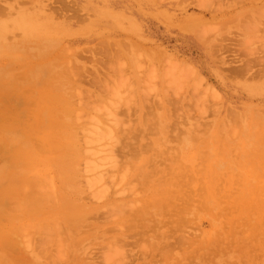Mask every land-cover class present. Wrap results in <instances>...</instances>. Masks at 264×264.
Masks as SVG:
<instances>
[{
  "label": "rangeland",
  "instance_id": "1",
  "mask_svg": "<svg viewBox=\"0 0 264 264\" xmlns=\"http://www.w3.org/2000/svg\"><path fill=\"white\" fill-rule=\"evenodd\" d=\"M199 1L205 2L201 8ZM203 1L24 0L12 11V18L2 13L0 264H52L57 253L55 258L65 257L61 262L65 259L66 264H115L117 259L120 264H264V0ZM0 2L5 4V0ZM41 2L49 4L53 12L67 4L68 17L58 13L49 16L52 12H45ZM203 32L206 41L198 38L205 35ZM20 43L30 46L25 48ZM53 43L54 48L50 47ZM106 43L110 51L118 43L123 46L118 62L128 69L105 55L106 66H110L103 65L101 74L111 76L105 79L106 86L98 88L91 83L96 78L95 69L100 72L96 61L106 54L100 50ZM55 46L61 51H53ZM34 47L44 48V54L40 56L41 50L37 51L35 58ZM60 47L68 59L57 56L63 52ZM73 53L85 63V68L77 65L83 73L84 90L94 94L90 99L91 94L84 91L89 98L72 99L74 113L69 117L80 118L73 120L75 134L62 130L65 113H53L56 116L52 117L45 112L66 104L58 98L67 95L69 88L66 82L62 88L64 79L57 72L62 73L61 67ZM93 55L98 58L94 60ZM11 66L15 69L12 72ZM33 66L42 70L37 74L40 68L34 72ZM19 67L27 71L20 69V73ZM50 67L52 75L58 76L52 84L43 76ZM21 75L26 78L24 83ZM19 81L24 85L18 87ZM19 102H26V107L32 102L35 108L28 106L25 111L34 113L23 111L25 106L20 108ZM8 108L12 111L5 112ZM16 113L27 119L23 128ZM2 114L9 116V122H4L14 128L4 126ZM57 118L61 121L60 125L55 123L54 130L52 119ZM37 119L43 123L37 124ZM36 124L40 126L37 131L33 130ZM46 134L56 145L63 137L59 141L62 148L64 143L71 144L73 152L68 154L67 147L50 149L52 143L49 148L43 140ZM73 134L78 137L76 141ZM8 135L12 139H6ZM27 136L36 139L33 147L27 145L32 151L36 148L33 157L25 156L31 151L22 147ZM8 140L20 143L18 148ZM19 147L26 148L25 153ZM19 154L24 155L22 162L20 156L15 159ZM24 158L30 166L23 164ZM21 164L24 166L18 169ZM9 166L17 167L18 172ZM62 169L71 172L65 175ZM13 181L19 183L17 189L12 183L11 191L7 186ZM40 191L51 196L46 206L35 203ZM30 202L34 204L27 210ZM113 206L119 208L113 211ZM65 213L77 218L68 220L78 222L67 227ZM56 229L62 231V237ZM49 233H57L59 243L64 242L57 245L55 237L47 248L41 246V242L49 241L45 237H50ZM43 236L45 240H41ZM119 252L125 255L118 257Z\"/></svg>",
  "mask_w": 264,
  "mask_h": 264
},
{
  "label": "bare ground",
  "instance_id": "2",
  "mask_svg": "<svg viewBox=\"0 0 264 264\" xmlns=\"http://www.w3.org/2000/svg\"><path fill=\"white\" fill-rule=\"evenodd\" d=\"M1 1L3 2L4 0H1ZM28 1L31 3L33 0H28ZM34 1H35V0H34ZM46 1H49V0H46ZM202 1H203V0H202ZM249 1H250V0H249ZM254 1H255V0H254ZM6 2H7V1L5 0V4H4V2H3V4L0 5V16L2 15V13H5L6 16H10V15L13 13L12 11H14L15 7H16V6H19L21 3H23L24 0H15L13 3H10V2L8 3V2H7V4H6ZM203 2H204V1H203ZM203 2H201V4H203ZM234 2H235V1H234ZM0 3H1V2H0ZM41 3H42V9L44 8V11H45V12H46L47 10H50V11L52 12V13H51V12L49 11V13H51L49 16L54 17V15H56V14L58 13V15L61 14V15H63L64 17H65V16L68 17V13L66 12V11H68V5H67V4H63L61 7H59V11L53 12V11L51 10L52 8H50V5H49V4L46 5V4H43V2H41ZM204 3H205V2H204ZM201 4H200V1H199L198 6L200 5V8L202 7ZM208 4L211 6L212 3H211V4L208 3ZM203 6H204V4H203ZM206 6H207V4H206ZM19 7H20V6H19ZM38 7H41V6H38ZM33 8H34V7H33ZM200 8H199V9H200ZM19 9H21V8H19ZM29 9H30V8H29ZM31 9H32V8H31ZM39 9H41V8H39ZM206 9H208V8H204V10H206ZM210 9H211V11H212V8H211V7H210ZM57 10H58V9H57ZM32 11H33V10H32ZM34 11H35V10H34ZM209 11H210V10H209ZM20 12H22V11H20ZM47 12H48V11H47ZM207 12H208V11H207ZM54 13H56V14H54ZM211 13H213V12H211ZM41 14L45 16V13H44V12L41 13ZM61 15H60V17H61ZM257 16H259V15H257ZM10 17H11V16H10ZM69 17H70V15H69ZM253 17L255 18L256 16L253 15ZM11 18H12V17H11ZM62 18H63V17H62ZM254 18H253V19H254ZM249 23H250V22H249ZM254 24H255V23H254ZM205 26H206V25H205ZM205 26H202L203 30H205V29H204ZM255 26H256V24H255ZM258 27H259V26H256L255 29L257 30ZM199 28H201V27H199ZM202 28H201V30H202ZM258 29H259V28H258ZM28 31H30V30H28ZM31 31H32V30H31ZM186 31H187V30H186ZM197 31H198V29H197ZM257 31H258V30H257ZM192 33H193V32H192ZM203 33H204V32H203ZM206 33H207V32H206ZM193 34H194V33H193ZM204 34H205V33H204ZM198 38H199L200 40H202V41H206V34H205V35H198ZM46 42H47V41H46ZM52 42H54V41H52ZM22 43H23V42H22ZM22 43H20V45H22V46H24V47L29 45V43H28V45H23ZM44 43H45V42H44ZM55 43H57V42H55ZM30 44H31V43H30ZM36 44H37V43H36ZM36 44H35V45H36ZM40 44H42V43H40ZM40 44H39V45H40ZM47 44H50V43L48 42ZM47 44H46V45H47ZM20 45H18V46H20ZM31 45H32V44H31ZM39 45H38V46L36 45V46H37V47H40L41 45H40V46H39ZM43 45H44V44H43ZM43 45H42V46H43ZM46 45H45V46H46ZM53 45H55V44L53 43L52 45H50V47H53ZM58 45H59V42H58ZM29 46H30V45H29ZM45 46H44V47H45ZM56 46H57V45H56ZM56 46H55V48H56ZM24 47H22V48H24ZM50 47H49V48H50ZM25 48H26V47H25ZM27 48H28V47H27ZM29 48H31V47H29ZM29 48H28V49H29ZM34 48H35V47H34ZM47 48H48V47H47ZM53 48H54V47H53ZM57 48H58V47H57ZM57 48L54 49L53 51H55V50L57 51ZM60 48H61V47H60ZM110 48H111V47H110V44H108V43H106V45H102V47H101V49H100V50L102 51L101 53H102V54L106 53V54H104V56H99V58H100L99 60L97 59L98 57H95V55H93V59H94V60L97 59L96 62H98L97 64H98V67L100 68V72L98 71L99 69L96 70V69L94 68V69H95V72H96L97 74H95L96 76H94V77H96V78H94L95 80H94V81L91 80L92 83H93V84L91 83L92 86H93V85H94V86H98V88H102V87L106 86L108 81L106 82L105 79L107 78L106 80H108L109 77L111 76L110 73H109V74L106 73L107 71L105 70V68H104V70H105L104 72H105L108 76H105V74H104V75L101 74L102 69H103V67H104L103 65H105L106 68H108V67L110 66V65H109V66H106L107 63H106L105 60H104V59L106 58L105 55H107V57H110L111 62H112V61H117V65H118V66L120 65V67H122L123 69L128 67V65H124V67H123V65H122L121 63L118 62V60L120 61V58L123 57V54H122V53H121V54L119 53V52H121V51H120V48H123V46H122L120 43H118V44L116 45V49H115V50L112 49L113 51H110V50H111ZM136 48H137V47H136ZM136 48H135V49H136ZM15 49H16V48H15ZM17 49H18V48H17ZM19 49H20V47H19ZM43 49H44V48H43ZM43 49L41 50V48H40V50H41V52H40V56H41L42 51L45 52ZM45 49H46V48H45ZM58 49H59V48H58ZM61 49H62V48H61ZM25 50H26V49H25ZM25 50H23V52H25ZM33 50H34V49H33ZM40 50H37V49L35 48V50H34V51H35V52H34V57H35V58H36L35 55H37L36 52L38 51V53H39ZM51 50H52V48H51ZM51 50H50V52H53V51H51ZM59 50H60V49H59ZM62 50H63V49H62ZM143 50H144V49H143ZM17 51H18V50H17ZM27 51H28V50H26V52H25L26 54H27ZM60 51H61V50H60ZM65 51H66V50H63V52H60L61 54H57V56L59 55V57H61V59H62V58H65V60L68 59L70 56L66 58L65 54H64V55L62 54V53H64ZM134 51H137V49L134 50ZM157 51H158V50H157ZM21 52H22V50H21ZM31 52H32V51H31ZM103 52H104V53H103ZM122 52L125 53L126 51H122ZM129 52H130V51H129ZM129 52H128V53H129ZM138 52H141V50L138 51ZM142 52H143V51H142ZM158 52H159V51H158ZM58 53H59V52H58ZM101 53H100V55H102ZM150 53H151V52H150ZM154 53H156V52H154ZM23 54H24V53H23ZM28 54H29V53H28ZM42 54H44V53H42ZM48 54H49V52H48ZM125 54H127V53H125ZM161 54L163 55L162 52H161ZM29 56H30V55H29ZM31 56H32V55H31ZM75 56H76V54L74 55V53H73V54H72V58H70V60H68V61L66 62V64L63 65V66L61 67L62 73H61L60 71L57 72V75L60 73L62 79H64V83L61 84V86L64 85L65 82H66V85H67L68 88H69V91H68V94H67V95H65V94L63 93V94L65 95V96H64L65 98L62 97V96L60 97L61 99L58 98L59 101L61 100V101L63 102V100H64L66 104L63 105V107L60 108V109H59V108H54V109L50 108L48 111H47V110L45 111L46 114L48 113L49 115H52L53 113H55V114L57 113V114H59V115L65 113V116H64L65 118L62 117V120H63V121H62V124H63V125H61V126H64V127H63L64 129H62V130H66V131H70V132L73 131L74 134L77 133V132L75 131V129H74V130L72 129V125H74L73 120L75 121V120L80 119V118L75 119V117H74V118L72 119V117H69L70 114L74 113V104H72V99H73V98H76V97H78L77 99H81V98H83V97L80 98V96H85V97L87 98L88 95H90V94L92 93V90H88V89L84 90L85 88H83V86H82V81L84 80L83 77H82V76H83V73H82V70L80 69V67L77 66V65H82V64H83V65H84V68H85V63H83V61H82V63H81V60L79 61L78 58H76ZM127 56H128V55H126V57H127ZM154 56H157V55H154ZM160 56H161V55H160ZM34 57H32V58H34ZM44 57H45V56H44ZM104 57H105V58H104ZM151 57H152V55H151ZM162 57H163V56H162ZM55 58H56V56H55ZM128 58H130V54H129V57H128ZM134 58H135V57H134ZM160 58H161V57H160ZM26 59H28V58H26ZM26 59H24V60H26ZM38 59H39V58H38ZM56 59H58V58H56ZM71 59H73L74 62H73V60L71 61ZM131 59H132V57L130 58V60H131ZM34 60H35V59H34ZM59 60H60V59H59ZM59 60H58V61H59ZM62 60H63V59H62ZM6 61H7V60H6ZM44 61H45V60H44ZM60 61H61V60H60ZM125 61H126V60H125ZM52 62H53V65L57 66L56 64H54V62L56 63V60H55V61L52 60ZM19 63H20V62H19ZM58 63H59V62H58ZM125 63H126V62H125ZM6 64H7V63H6ZM20 64H21V63H20ZM25 64H26V63H25ZM25 64H24V65H25ZM46 64H47V63H46ZM93 64H94V63H93ZM97 64H95V66H96ZM115 64H116V63H115ZM10 65H12V64H8L7 66L9 67ZM34 65H36V64H34ZM48 65H49V63H48ZM48 65H47V66H48ZM50 65H51V64H50ZM53 65H51V66H53ZM117 65H116V66H117ZM20 66H21V65H20ZM36 66H37V65H36ZM40 66H41V65H40ZM40 66H39V67H34V66H33L34 68H32V70L34 69V72H35L36 69L40 68V69H38V71L36 72V73L38 74V73H39V70H42V67H40ZM43 66H44V65H43ZM58 66H59V68H60V64H58ZM58 66H57V67H58ZM114 66H115V65H114ZM125 66H126V67H125ZM0 67H1V65H0ZM3 67H4V66H3ZM8 67H6V68H8ZM13 67L15 68V65H14ZM13 67H12V66L10 67V69L12 68V69H11V72H12V70L14 69ZM16 67H18V66L16 65ZM31 67H32V66H31ZM26 68H27V66H26ZM96 68H97V67H96ZM110 68H111V67H110ZM110 68H109V69H110ZM10 69L8 68V70H10ZM15 69H16V68H15ZM15 69H14V70H15ZM17 69H18V71H19V70L22 69V68L19 67V68H17ZM44 69H46V68H44ZM52 69H53L52 67L48 68V73H45L47 77H46L45 75H43L45 78L49 79V80L45 79V82H51L50 84H52L53 80H54V82H56L55 79L58 78L57 75H52V73H53V71H51ZM127 69H128V68H127ZM5 70H6V69H5ZM5 70H4V71H5ZM8 70H7V71H8ZM14 70H13V71H14ZM22 70H23V71H27V70H24V69H22ZM30 70H31V69L28 68V71H30ZM46 70H47V69H46ZM56 70H57V69H56ZM112 70H113V69H112ZM121 70H122V69H121ZM121 70H119L118 72L122 73ZM0 71H1V70H0ZM43 71H44V70H43ZM54 71H55V69H54ZM9 72H10V71H8V73H9ZM21 72H22V71L20 70V73H21ZM31 72H32V71H31ZM34 72H33V73H34ZM46 72H47V71H46ZM55 72H56V71H55ZM110 72H112L111 69H110ZM113 72H114V70H113ZM113 72H112V73H113ZM0 73H2V72H0ZM29 73H30V72H29ZM36 73H35V74H36ZM42 73H43V72H42ZM99 73H100V74H99ZM28 75H29V74H28ZM109 75H110V76H109ZM18 76H19V75H18ZM18 76H17V77L15 76L16 78H15V77H14V78L17 79ZM21 76H23V75H21ZM21 76H20V77H21ZM25 76H27V75L25 74ZM25 76H23V79H24ZM29 76H31V75H29ZM41 76H42V75H41ZM41 76H40V74H39V78H40ZM43 76H42L41 78H44ZM51 76H55V78L53 79V78H51ZM56 76H57V78H56ZM104 76H105V78H102V77H104ZM20 77H19V79H17V80H20ZM61 77H60V78H61ZM3 78H5V77H3ZM21 78H22V77H21ZM27 78H28V81L26 80V82L28 83V82H30V79H29L30 77H27ZM41 78H40V79H41ZM60 78H59V79H60ZM15 79H14V82L17 83V81H16ZM25 79H26V78H25ZM25 79H24L23 83L25 82ZM62 79H60L59 81H60V82L63 81ZM46 80H47V81H46ZM57 80H58V79H57ZM197 80H198V79H197ZM199 80H200V79H199ZM11 81H12V80H11ZM11 81H10V82H11ZM40 81H43V80L41 79ZM59 81H57V82H59ZM91 81H90V82H91ZM104 81H105V82H104ZM14 82H13V83L11 82L10 84H14ZM33 82H34V81H33ZM45 82H44V83H45ZM0 83H1V82H0ZM23 83H22V84H23ZM42 83H43V82H42ZM44 83H43V84H44ZM61 83H62V82H61ZM67 83H68V84H67ZM19 84H21L20 81H19V83H18V87L22 85V84H21V85H19ZM28 84H30V83H28ZM31 84H32V81H31ZM45 84H47V83H45ZM45 84H44V86H45ZM48 84H49V83H48ZM55 84H56V83H55ZM5 85L7 86V85H9V84H5ZM23 85H24V84H23ZM26 85H27V84H26ZM26 85H25V86H26ZM41 85H42V84H41ZM59 85H60V84H59ZM66 85H64V86H66ZM9 86L11 87V85H9ZM9 86H8V87H9ZM15 86H16V85H14V87H15ZM29 86H30V85H29ZM47 86H48V85H47ZM47 86H46V87H47ZM14 87H13V88H14ZM16 87H17V86H16ZM36 87H37V86H34V88H36ZM49 87H50V86H49ZM6 88H7V87H6ZM11 88H12V87H11ZM13 88H12V89H13ZM56 88L58 89V87H56ZM62 88H63V86H62ZM96 88H97V87H96ZM9 89H10V88H9ZM59 89H60V88H59ZM19 90H21V89L19 88L17 93H19ZM51 90H52V89H51ZM51 90H49V91H51ZM101 90H102V89H100V91H101ZM12 91H13V90H11V89L9 90V92H12ZM16 91H17V90H16ZM84 91H86L88 95H85V94H84V93H85ZM94 91H95V90H94ZM96 91H97V90H96ZM24 92H26V91H24ZM26 93H27V92H26ZM26 93H25V94H26ZM45 93H46V92H45ZM97 93H98V91H97ZM101 93H102V92H101ZM9 94H10V93H9ZM21 94H22V92H21ZM21 94H20V95H21ZM98 94H99V93H98ZM98 94H97V96H98ZM7 95H8V94H7ZM13 95L15 96V94H13ZM20 95H16V97H18V99H19V98H20ZM23 95H24V94H23ZM47 95H48V93H47ZM54 95H55V94H54ZM93 95H94V94H93ZM93 95H92V94L90 95V99H91V96L93 97ZM99 95H100V94H99ZM14 96H13V97H14ZM45 96H46V95H45ZM8 97H10V99H11L12 94H10V96L8 95ZM21 97H22V95H21ZM48 97H49V95H48ZM98 97H101V95L98 96ZM88 98H89V97H88ZM10 99H9V100H10ZM12 99H13V98H12ZM15 99H16V98H15ZM26 99H27V98H26ZM54 99H55V97H53V101H54L53 103L55 104V100H54ZM7 100H8V99H7ZM23 100H25V99H23V97H22V101H23ZM51 100H52V99H51ZM58 100H56V101H58ZM17 101H18V100H17ZM28 101H29V100L27 99V102H28ZM31 101H32V100H31ZM59 101H58V102H59ZM8 102H9V101H8ZM12 102H13V101H12ZM23 102H24V101H23ZM23 102H22V103H23ZM58 102H56V103H58ZM62 102H61V103H62ZM19 103L21 104V105L19 104L20 108H21L22 106H23V107L25 106V108H24L23 111H25V109L29 106V105H28V106L26 107V104H27L26 102H25V105H24V103H23V105H22L21 102H19ZM39 103H40V102H39ZM50 103H51V102H50ZM13 104H14V103H13ZM16 104H17V103H16ZM28 104H30V103H28ZM31 104H32V102H31ZM31 104H30V106H32V108H35V107L33 106V104H32V105H31ZM37 104H38V103H37ZM42 104H43V102H42ZM42 104L40 103V104H38V105H42ZM46 104H47V103H46ZM46 104H44L43 106H45ZM83 104H84V103H82V105H83ZM10 105H11V104H10ZM48 105H49V104H48ZM48 105H47V106H48ZM52 105H53V104H52ZM52 105H51V106H52ZM79 105H81V104H79ZM30 106L28 107L29 109L31 108ZM7 107H9V106H7ZM12 107H14V109L17 108V107H15V106H13V105L11 106V108H12ZM23 107H22V108H23ZM45 107H46V106H45ZM81 107H82V106H81ZM11 108H8V110L5 111V112H11V111H12ZM20 108L18 107V109H20ZM28 108H27V109H28ZM32 108H31V109H32ZM37 108H39V107H36V110H34V111H36V113H37V111H38ZM9 109H11V111H10ZM29 109H28V110H29ZM16 110H17V109H16ZM16 110H15V112H16ZM23 111L20 112L21 115H22ZM32 111H33V110H32ZM17 112H18V111H17ZM25 112H29V111L26 110ZM41 112H42V110H41ZM41 112H40V113H41ZM12 113H14V112H12ZM20 113H19V114H20ZM30 113H34V112H29V114H30ZM42 113H44V112H42ZM42 113H41V115H40L41 117H42V115H44V114H42ZM16 114H18V113H16ZM19 114H18V115H19ZM26 114H28V113H26ZM26 114L24 113V115H25L26 117H28L29 114H28V115H26ZM48 114H47V115H48ZM0 115H1V114H0ZM2 115L5 116L6 114H2ZM14 115H15V114H14ZM21 115H19L20 118H19L18 120H19V124H20V119H21V124H20V125H21L22 128H23V125H22V124H24V123L26 122L27 119L25 120V118H24V116H23V118H24V119H23V120H24V123H23V120H22V118H21ZM31 115H32V114H31ZM37 115H38V114H37ZM37 115H36V116H37ZM47 115H46V116H47ZM63 115H64V114H63ZM4 116H3V118H4ZM12 116H13V114H12ZM40 116H39V117H40ZM54 116H56V115H54ZM54 116L52 115V117H54ZM57 116H58V115H57ZM10 117H11V116H10ZM13 117H14V116H13ZM15 117H16V116H15ZM1 118H2V116H1ZM3 118H2V119H3ZM6 118H9V116H5V120H3V122L6 121V122L8 123L9 121H8V119L6 120ZM28 118H29V117H28ZM32 118H33V117H32ZM32 118H30V119H32ZM46 118L48 119V118H50V117H46ZM55 118H56V117H55ZM58 118H59V116H58ZM58 118H57V119H58ZM63 118H64V119H63ZM70 118H71L72 120H71ZM10 119H11V118H10ZM10 119H9V120H10ZM50 119H51V118H50ZM57 119H52V122H54V124H55V123L58 124V122H60L61 120H60V119L57 120ZM0 120H1V119H0ZM34 120H35V119H34ZM31 121H32V120H31ZM39 121H41V120L39 119ZM39 121H38V119H37L35 122H37V124H39V123H40ZM48 121H49V120H48ZM79 121H80V120H79ZM6 122H4V123H6ZM11 122L14 123V120H12ZM32 122H33V121H32ZM41 122H42V121H41ZM52 122H51V123H52ZM4 123H3V124H4ZM7 123H6V124H7ZM16 123H17L16 125H18V122H16ZM42 123H43V122H42ZM44 123H46V122L44 121ZM1 124H2V123H0V125H1ZM6 124H5L4 126L8 127L7 129H9V127L14 128V127H12L10 124H7V125H6ZM25 124H26V123H25ZM25 124H24V125H25ZM37 124H36L35 129H33V130H35V131H37V130L40 129V126H39V125L37 126ZM48 124H49V123H47L46 125H48ZM52 124H53V123H52ZM56 124H55V127L52 126V127H54V130H56V129H55L56 126H57ZM9 125H10V126H9ZM58 125H60V124H58ZM76 125H78V124H76ZM1 126H2V125H1ZM49 126H50V125H49ZM49 126H47V127H49ZM61 126H60V127H61ZM6 127H5V130H6ZM33 127H34V126H33ZM47 127H45V128H47ZM60 127H58V128H60ZM75 127H77V126H75ZM16 128H17V126H16ZM18 128H19V127H18ZM18 128H17V129H18ZM22 128H20V129H22ZM25 128H27V129H28V128H31V125H30V127H29V126H26ZM25 128H24V129H25ZM65 128H66V129H65ZM1 129H3V128H1ZM49 129H50V127H49ZM49 129H48V130H49ZM18 130H19V129H18ZM25 130H26V129H25ZM25 130H22V131L24 132ZM29 130H30V129H29ZM29 130H26V131L28 132ZM48 130H47V132H48ZM54 130H53V131H54ZM76 130H77V129H76ZM6 131H7V130H6ZM13 131H14V130H13ZM13 131L11 130V133H12ZM27 132H25L24 134L26 135ZM51 132H52V131H51ZM11 133H9V134L12 135L13 133H12V134H11ZM14 133H15V131H14ZM21 133H22V132H21ZM29 133H30V131H29ZM34 133H36V132H34ZM55 134H56V133H55ZM74 134H73V135H74ZM31 135H32V134L30 133V136H31ZM6 136H7V135H6ZM6 136H5V137H6ZM15 136H17V138H18V135H15ZM30 136L24 137L25 145L23 146V144H22V147H26V148L28 149L27 145H30V147H31L32 142H36V141H35L36 139H35L34 141H32V138L30 139ZM35 136H37V135H35ZM53 136H54V135H53ZM55 136H56V135H55ZM55 136H54V137H55ZM11 137H14V134H13V136H11ZM32 137L34 138V135H33ZM9 138H10V137H9V135H8V137H6V139H9ZM51 138H53V137L51 136L50 139H49V136L46 134V135H45V138L43 139V140H45L46 145H50V144L52 143V146H53V147L50 148V147H51V145H50V146H49L50 149L53 150V148H54V149H55V148L57 149L58 147H60V148L63 149V150H64L66 147L68 148V150L70 149L69 146H71V144H70V145L67 144V145H68V146H67L64 142H63V143H64V146H63V148H62V143H60L59 141L62 140L63 137H62V139H60L61 137H60V138H56V139H60V140H58V141L56 140V141L58 142V143H57L58 146H57L56 144H53V142H50V141H51ZM74 138H76V139H74V141H76L78 137H75V135H74ZM6 139H5V140H6ZM10 139H12V138H10ZM19 140H21L20 137H19ZM19 140H18V142L22 143V140H21V141H19ZM43 140H42L41 142H43ZM78 140H79V139H78ZM8 141H10V140H8ZM5 142H6V141H5ZM12 142H13V140L10 141V143H12ZM16 142H17V141H15V143H16ZM49 142H50V144H49ZM66 142H67V141H66ZM13 143H14V142H13ZM15 143H14V145H15ZM20 143H18V144H20ZM67 143H68V142H67ZM18 144L16 143V146H17ZM8 145H9V143H8ZM11 145H12V144H11ZM11 145H10V146H11ZM33 145H34V143H33ZM33 145H32V147H33ZM35 145H36V144H35ZM42 145H43V147L46 146V145L44 146V144H42ZM18 146H19V145H18ZM18 146H17V148H18ZM39 146H40V145H39ZM8 147H9V146H8ZM11 147H13V146H11ZM11 147L8 148V150L11 149ZM19 148H20V147H19ZM26 148H25V149H26ZM34 148H35V147H34ZM41 148H42V147H41ZM45 148L48 149L47 146H46ZM67 148H66V149H67ZM13 149H14V147H13ZM13 149L11 150V152L13 151ZM25 149H24V150H25ZM46 149H45V150H46ZM71 149H73V148H71ZM71 149L69 150V152H67L68 154H70V151H72ZM19 150L21 151V150H23V149L20 148ZM24 150H23V151H24ZM28 150H30L31 152H28V151H27L28 153L25 154V156L29 155L30 157H33L34 152H36V148L33 149V151H32V148H31V149H28ZM17 151H18V150H17ZM23 151H22L21 153H23ZM25 151H26V150H25ZM25 151H24V153H25ZM43 151H44V150H43ZM50 151H51V150H50ZM59 151L62 152L60 149H59ZM65 151H67V150H65ZM9 152H10V150H9ZM13 152L16 153V150L14 149ZM57 152H58V150H57ZM63 152H64V151H63ZM72 152H73V151H72ZM18 153H20V152H18ZM55 153H56V151H55ZM78 153H79V152H78ZM78 153H76V154H78ZM79 154H80V153H79ZM22 155H23V154H22ZM59 155H62V154H59ZM63 155H64V154H63ZM8 156H9V155H8ZM10 156L12 157V155H10ZM19 156L21 157V162H22V158H23L24 155L21 156V155L19 154L18 157H16L15 159H18V158L20 159ZM64 156H65V155H64ZM70 156H71V155H70ZM70 156H69V157H70ZM14 157H15V156H13L12 158H14ZM57 157H58V156H57ZM61 157H62V156H59V159H60ZM69 157L67 158V160L69 159ZM28 158H29V157H28ZM28 158H27V161H28ZM65 158H66V157H65ZM57 159H58V158H57ZM57 159H56V160H57ZM59 159H58V160H59ZM71 159H73V158H71ZM71 159L68 161V163L71 161ZM30 160H31V159H30ZM18 161H20V160H18ZM18 161H17V162H18ZM23 161H24L23 164L27 166V163H25V161H26L25 158H24ZM62 161H63V164L65 163V164L67 165V162H65V160H61L60 162H62ZM14 164L17 165L18 163L16 164V162H15ZM19 164H20V162H19ZM23 164L18 165V169H19V166H22ZM57 164H58V162H57ZM57 164H56V165H57ZM69 164H71V163H69ZM69 164H68V165H69ZM9 165L12 166L13 164H12V163H9ZM24 165H23V166H24ZM56 165H55V166H56ZM71 165H72V164H71ZM71 165H69V166L71 167ZM11 166H9V167H10L9 169H12ZM13 166H14V165H13ZM13 166H12V167H13ZM26 166H25V167H26ZM28 166H30V165H28ZM28 166H27V167H28ZM53 166H54V165H53ZM59 166H60V165H59ZM59 166H58V167H59ZM62 167H63V166H62ZM0 168H1V167H0ZM16 168H17V167H16ZM16 168H15V169H16ZM56 168H57V167H56ZM71 168H72V167H71ZM13 169H14V168H13ZM13 169H12V170H13ZM15 169H14V170H15ZM60 169H61V168H60ZM66 169H67V168H66ZM12 170H11V171H12ZM14 170H13V172H14ZM1 171L3 172V170H1ZM11 171H10V172H11ZM15 171L18 172L17 170H15ZM19 171H20V170H19ZM58 171H59V170H57V172H58ZM10 172H9L8 174L11 176V173H12V172H11V173H10ZM16 172H15V173H16ZM59 172H61V170H60ZM62 172H64L63 169H62ZM68 172H71V171L68 170ZM68 172H67V173H68ZM0 173H1V172H0ZM67 173L64 172L65 175H66ZM13 174H14V173H13ZM16 174H17V173H16ZM68 174H69V173H68ZM0 175H1V174H0ZM14 175H15V174H14ZM65 175H64V176H65ZM23 176H24V175H23ZM61 176H63V175L61 174ZM67 176H68V175H67ZM73 176H74V175H73ZM14 177H16V176H14ZM21 177H22V176H21ZM27 178H28V177H27ZM27 178H26V180H27ZM60 178H62V177H60ZM75 178H78L77 175H76ZM11 179H12V180H15V178H14V179L11 178ZM17 179H18V178H17ZM67 179H71V177H70V178H66V181H68ZM12 180H11V181H12ZM21 180H22V179H21ZM21 180H20V182L23 181V180H22V181H21ZM79 180H80V176H79ZM31 181H32V180H31ZM8 182H9V181H8ZM15 182H16V181H15ZM15 182H14V181L11 182V184H9V186H7V189H10V190L13 189V188H9V187L12 185V183H14V185H15L14 187H16V189H17V186H16V185H17L19 182H17V184H15ZM32 182H33V183H37V182H39V181H37V182L32 181ZM9 183H10V182H9ZM20 184H21V183H20ZM31 184H32V183H31ZM39 184H40V183H39ZM22 185L24 186L23 183H22ZM27 186H28V185H27ZM7 189H6L5 191H8ZM42 189H43V188H42ZM13 190H14V189H13ZM13 190H11V191H13ZM50 190H51V189H50ZM11 191H9V192H11ZM48 191H49V190H48ZM48 191H46V192L43 193V194H41L42 192L40 191V196L38 197V200H37V202H35V203H36V204H41L42 206H46L47 204H49V202L51 201V196H49V195L46 194ZM14 192H17V191H14ZM76 193H77V192H76ZM79 193L81 194V192H79ZM79 193H78L77 195L82 199V197H81L82 194L80 195ZM49 194H50V193H49ZM101 194H103V192H101ZM68 195H69V194H68ZM65 196H66V195H65ZM72 196H73V195H72ZM72 196H68V197H67L68 200L72 201V200L74 199ZM74 196H76V194H75ZM78 196H77V198H78ZM69 197H72L73 199H71V198L69 199ZM67 198H66V200H67ZM62 199H64V198H62ZM79 200H80V199H79ZM79 200H78V201H79ZM73 201H75V199H74ZM60 202H61V200H60ZM62 202H63V201H62ZM62 202H61V203H62ZM75 202H76V201H75ZM123 202H124V201H123ZM123 202L120 203V204H121V209H122ZM26 203H27V202H26ZM72 203H73V202H72ZM33 204H34L33 202H30V203H29V207H27V210H29L30 207L33 206ZM120 204H119V205H120ZM113 205H114V204H113ZM116 205H117V204H116ZM24 206H25V205H24ZM24 206H23V207H24ZM24 208H25V207H24ZM31 208H32V207H31ZM106 208H107V207H106ZM108 208H109V207H108ZM110 208L114 211L117 207H114V206H113V207H110ZM118 208H119V207H118ZM118 208H117V209H118ZM119 212H120V211L118 210V213H119ZM115 214H116V213H115ZM62 216H63V215H62ZM69 216H71V217H69ZM65 217L67 218L66 220H68L69 218H72V219L75 221V219H74L75 216L72 217V215H69V214H68V216H66V213H65ZM65 217H64V216L62 217V220H63V221L65 220ZM75 218H76V217H75ZM76 219H77V218H76ZM73 220H72V221H71V220L65 221V222H66L65 225H66L67 227H68V226L70 227V226H73V225H72L73 223L75 224V223L78 222V221H77V222H73ZM84 220H85V219L82 220V223L84 222ZM69 222L71 223V225L69 224ZM85 223H86V221H85ZM78 225H79V224H78ZM68 229H69V228H68ZM43 230H44V229H43ZM46 230H47V229H46ZM47 231H49V230H47ZM53 231H54V230H53ZM57 231H58V229H56V232H57ZM44 232H45V231H44ZM44 232H43V233H44ZM49 232H50V231H49ZM54 232H55V231H54ZM60 232H62V231L59 230V231L57 232L58 235L60 234ZM51 233H52V232H51ZM51 233H49V234H50V235H49L50 237L47 236L48 234L45 236L46 239H49V241H48V240H45V238H44V236H43V238H42L41 240L44 239L46 242H44V241L41 242V241H40V242H41L40 244H42L41 246H45V248H47V247L49 246V244H50V243L52 244L53 240H55V237H56V240H55V241H57V242H55L56 244H57V243L60 244V243L62 242V241H61V242L59 243V239H57V238H60V237L56 236L57 233H56L55 235H53L54 233H53V234H51ZM68 233H69V232H68ZM51 235L54 236V237L52 236L53 239L51 238ZM60 236H61V234H60ZM61 237H62V236H61ZM50 238H51V239H50ZM60 239H61V238H60ZM33 240H34V239H33ZM33 240H31V241H33ZM50 241H51V242H50ZM48 242H50V243L48 244ZM63 242H64V241H63ZM63 242H62V243H63ZM30 243H31V242H30ZM32 243H33V242H32ZM35 243H36V242H35ZM46 243H47V244H46ZM55 243H54V244H55ZM40 244H39V245H40ZM58 244H57V245H58ZM30 245H31V244H30ZM46 245H47V247H46ZM59 247H60V246H59ZM42 249H43V248H42ZM58 251H60V250H58ZM63 253H64V252H63ZM63 253H62V254H63ZM119 253H120V252H119ZM119 253L117 254V256H118V257H119V256L123 257V253H124V252H121L122 255H121V253H120V255H119ZM46 254H48V253H46ZM46 254H45V255H46ZM60 254H61V252H60ZM62 254H61V255H62ZM124 255H125V253H124ZM47 256H48V255H47ZM55 256H58V253L55 254ZM55 256L52 257V258H54L53 261H52V259H51L52 264H53V262H56L57 260H58L59 264H66V263H63V262L66 261L65 259H63L64 261L61 262V261H62V258H61V257H63V256H60V255H59V257H60L59 259H60V260L58 259V257L55 258ZM80 257H81V258H80ZM82 257H83V255L79 256L80 261H82V260H81ZM63 258H65V257H63ZM103 259H105V258H103ZM47 260H48V259H47ZM83 260H84V259H83ZM118 261H120V260L117 259L116 263H117V264H120ZM58 262H57V263H58ZM116 263H115V264H116Z\"/></svg>",
  "mask_w": 264,
  "mask_h": 264
}]
</instances>
